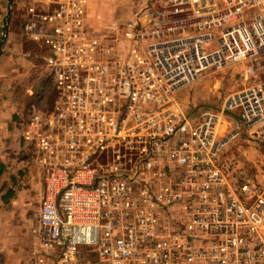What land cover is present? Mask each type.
Here are the masks:
<instances>
[{
  "label": "built area",
  "instance_id": "2783aa9c",
  "mask_svg": "<svg viewBox=\"0 0 264 264\" xmlns=\"http://www.w3.org/2000/svg\"><path fill=\"white\" fill-rule=\"evenodd\" d=\"M49 1V0H47ZM35 14L51 56L52 106L33 120L39 238L54 264H264V79L219 105L179 92L208 70L264 68V0H130L107 27L88 0Z\"/></svg>",
  "mask_w": 264,
  "mask_h": 264
},
{
  "label": "crops",
  "instance_id": "0c3cea01",
  "mask_svg": "<svg viewBox=\"0 0 264 264\" xmlns=\"http://www.w3.org/2000/svg\"><path fill=\"white\" fill-rule=\"evenodd\" d=\"M3 2L0 0V19L4 22ZM126 5L123 0H88L87 15L96 24L104 14L123 16ZM26 19L37 20L35 14L26 15ZM24 32L32 45L21 47L20 52L12 17L8 44L0 51V264H54V255L39 238L42 172L35 140L40 129L33 120L52 106V58L47 46L39 45L36 33ZM5 58L8 61L4 62ZM6 63L9 69L2 67H7ZM21 75L26 81H18ZM47 83L44 95L41 89Z\"/></svg>",
  "mask_w": 264,
  "mask_h": 264
},
{
  "label": "rangeland",
  "instance_id": "374dc122",
  "mask_svg": "<svg viewBox=\"0 0 264 264\" xmlns=\"http://www.w3.org/2000/svg\"><path fill=\"white\" fill-rule=\"evenodd\" d=\"M123 1L127 2V5L122 7L123 16L115 18V15L110 17L109 15L104 14V16L96 24L100 27H107L115 19H126L131 14V4L130 0L129 2L128 0ZM3 3H6V7L5 10H2L1 15L6 16V13L8 11V0H4ZM34 3H36V6L34 5ZM57 6V0H14V14L12 13L11 15V19L9 21V33L7 38L4 40L3 47L8 44L10 36V23L12 17L16 25V34L14 36V41L21 52V47L24 48L32 45V43L28 42L30 38H27L24 31L29 32V29L38 30L40 25L37 20H25L26 15L32 16L33 14L37 13L45 14L47 16V20L45 22L46 28L53 29L58 23L55 19L56 16L54 15ZM0 32V36H3L5 34L4 23L2 19H0ZM18 56L23 57V53H20V55L18 54ZM6 61H8L7 58H5L4 62ZM6 64L7 67L4 66V64L2 67L8 68V63ZM243 66H235L218 71H206L198 81L191 84L190 86H187L179 92V99L185 106L189 107H194V105L203 103L210 105H219L223 102V100L229 93L249 86L259 79H264V68L255 71L256 75H252L254 71L250 69L247 70ZM26 73H28V71H26ZM22 74L25 76L24 71ZM23 75L18 78V81H26L25 79H23ZM48 85L49 83H47L44 88L41 89L43 94L44 92L45 94H47L46 91ZM49 88L50 91L53 90L52 87ZM227 155L233 163L237 162L238 164L243 166L245 170L255 173L261 166L262 162H264V147L257 143L255 144L249 142L244 138H241L233 145H231Z\"/></svg>",
  "mask_w": 264,
  "mask_h": 264
},
{
  "label": "water",
  "instance_id": "95a60500",
  "mask_svg": "<svg viewBox=\"0 0 264 264\" xmlns=\"http://www.w3.org/2000/svg\"><path fill=\"white\" fill-rule=\"evenodd\" d=\"M13 4H14V0H8V11H7V14H6V16L4 18V22H3L5 34L3 35L2 41L0 43V51L2 50L3 45H4V40L7 38L8 33H9V21L11 19V15L13 13Z\"/></svg>",
  "mask_w": 264,
  "mask_h": 264
}]
</instances>
